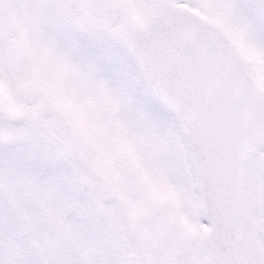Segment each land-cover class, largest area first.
Instances as JSON below:
<instances>
[{
	"label": "snow or ice",
	"instance_id": "6c2138e0",
	"mask_svg": "<svg viewBox=\"0 0 264 264\" xmlns=\"http://www.w3.org/2000/svg\"><path fill=\"white\" fill-rule=\"evenodd\" d=\"M0 264H264V0H0Z\"/></svg>",
	"mask_w": 264,
	"mask_h": 264
}]
</instances>
